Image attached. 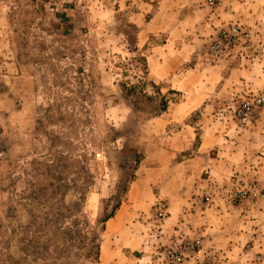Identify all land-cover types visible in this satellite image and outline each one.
I'll list each match as a JSON object with an SVG mask.
<instances>
[{"label": "rangeland", "instance_id": "obj_1", "mask_svg": "<svg viewBox=\"0 0 264 264\" xmlns=\"http://www.w3.org/2000/svg\"><path fill=\"white\" fill-rule=\"evenodd\" d=\"M207 1L0 0V264H92L82 221L97 264H171L183 240L176 264H264V107L235 117L264 98V0ZM231 27L247 38L209 56ZM127 146L142 161L100 232Z\"/></svg>", "mask_w": 264, "mask_h": 264}, {"label": "built area", "instance_id": "obj_2", "mask_svg": "<svg viewBox=\"0 0 264 264\" xmlns=\"http://www.w3.org/2000/svg\"><path fill=\"white\" fill-rule=\"evenodd\" d=\"M214 3L213 0L207 1V6L210 7ZM247 35L244 32H240L238 28H229L217 34L216 39L210 44L207 48L209 56L214 58L220 57L223 53V50L227 47L229 41L235 42L236 40L245 39ZM264 107V98L259 96H254L247 100L242 101L239 106L235 110V117L239 121V123L243 125L250 124L252 118L256 114V110ZM255 198L257 196L263 197L264 190L261 193H251ZM244 195L240 192H236L233 195V199L240 200V198ZM166 215V206L163 202L157 201L153 205V215L152 219L155 223H160L164 220ZM177 250H171L167 253L166 259L169 263L176 264L178 263L183 256H189L196 254L199 247V241L193 240L191 242L183 240L180 241L177 246Z\"/></svg>", "mask_w": 264, "mask_h": 264}, {"label": "trees", "instance_id": "obj_3", "mask_svg": "<svg viewBox=\"0 0 264 264\" xmlns=\"http://www.w3.org/2000/svg\"><path fill=\"white\" fill-rule=\"evenodd\" d=\"M142 69L145 72L146 67H145V61L142 58ZM169 93V92H168ZM158 94V92H157ZM168 104V100H166L164 97L160 98L158 108H157V113L162 114L166 111ZM121 155L125 157L126 154L130 153L131 154V169L130 173L128 176H121L119 180L117 181L116 186L114 187V192L111 196H109L104 202V207L100 209V215L98 218H96V223L99 225V231H103L104 225L111 220L114 216L115 213L118 211L120 204L122 203L123 199L125 198L127 192H128V187L130 184L133 183L134 181V173L137 170V167L139 163L142 161V155L141 153L132 148V147H124L121 149ZM80 199H84V195L80 194ZM79 242H81V239L85 240L88 243V246L85 247L84 244H81V248L86 250L85 256L88 260L92 262V264H97L98 262V256H99V243H98V238L93 234L92 228L84 221L79 224Z\"/></svg>", "mask_w": 264, "mask_h": 264}, {"label": "crops", "instance_id": "obj_4", "mask_svg": "<svg viewBox=\"0 0 264 264\" xmlns=\"http://www.w3.org/2000/svg\"><path fill=\"white\" fill-rule=\"evenodd\" d=\"M179 153H181V152H179ZM173 208H169L168 209V213L169 214H172V213H170V210H172ZM166 211H167V209H166ZM172 216H174V218H175V222L177 223V226H176V229L177 230H182L183 231V229H184V227H182V226H184L185 224L184 223H180V218L181 217H183L182 216V213H181V211L179 210V212H173V215ZM172 216H169L168 218H166V220L167 221H169V222H165V225L168 223L169 225L166 227L165 225L164 226H162L163 227V229L165 230V231H167V233H168V235L170 236L171 235V233L172 234H177L178 232L177 231H175L174 229H173V227H172V225L173 224H175L174 222H172ZM171 221V222H170ZM182 228V229H181ZM170 230V231H169ZM174 240H176L177 241V238H175Z\"/></svg>", "mask_w": 264, "mask_h": 264}]
</instances>
